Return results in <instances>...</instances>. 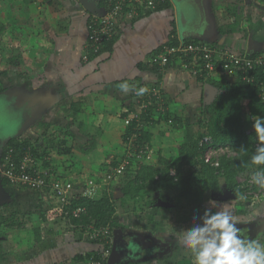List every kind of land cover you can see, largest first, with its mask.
Wrapping results in <instances>:
<instances>
[{"label": "crops", "instance_id": "1", "mask_svg": "<svg viewBox=\"0 0 264 264\" xmlns=\"http://www.w3.org/2000/svg\"><path fill=\"white\" fill-rule=\"evenodd\" d=\"M97 2L104 14V0ZM182 2L170 0L168 7H157L135 19L123 15L117 21L111 48L85 60L89 42L87 24L93 14L79 0H0V107L8 102L15 105L21 122L15 133L7 120L0 127V140L31 139L45 149L46 160L56 167V173L73 180L77 195L82 192L79 180L82 171L87 184L114 157L120 160L125 155L123 137L128 129L125 119L138 110L141 101L134 91L119 90L117 86L127 82L136 88H162L165 103L154 110L158 121L145 126L152 134L154 162L163 155L178 163L179 145L190 141L195 131L203 130L197 129L196 124L200 111L219 91L212 81L223 78L216 72L196 74L195 69H202L193 57L191 60L175 57L162 69L156 58L173 37V31L176 30L180 43L197 40L242 55H264V1ZM196 32L200 35H192ZM208 84L215 88V96L205 101ZM93 129L95 134L91 132ZM98 137L102 140L97 144ZM56 145L60 148H55ZM242 177H238L239 182ZM3 193L0 215L14 214L20 222L26 221V226L0 225V253H4L0 264H73L76 254L91 249L87 239L80 235L71 238L57 222H44L42 218L38 221L42 238L34 242L33 226L37 223L30 219L42 215L34 207L41 203L37 207L45 209L52 208V202L58 204L52 192L10 184L3 186ZM218 196L209 198L216 203L210 207L212 212L227 208L235 218L239 234L245 240L264 245V199L252 203L241 197L220 200ZM168 199L170 195L165 192L159 202ZM167 203L170 205L163 207L175 209L169 200ZM13 205L16 208L4 211ZM153 210L156 212L146 218L149 220L145 226L140 228L143 223L136 220L134 230L124 232L143 238L150 246H164L159 254L161 264L165 260L170 264H194L191 251L179 237L181 229L193 226V216H199L198 213H189L190 220V215L185 214L188 219L184 228L169 232L164 227L167 210L163 212L158 207ZM158 235L161 236L157 238Z\"/></svg>", "mask_w": 264, "mask_h": 264}, {"label": "trees", "instance_id": "2", "mask_svg": "<svg viewBox=\"0 0 264 264\" xmlns=\"http://www.w3.org/2000/svg\"><path fill=\"white\" fill-rule=\"evenodd\" d=\"M169 5L170 0H166L157 5L156 8L168 7ZM114 40L115 38L111 41L104 42L97 52L88 48V56L91 57L93 54L99 55L109 50ZM196 42L198 41L190 40L188 43ZM179 44L180 40L176 35V30H174L173 37L168 41V45L178 46ZM179 55L185 60H191L192 58L190 55L183 53L175 54L169 58V62L162 69L171 64L174 58L179 57ZM156 66L157 69H161L158 65ZM257 70L258 76L262 77V71L260 69ZM218 75L223 80L212 82L219 91L213 101L202 108L196 123L203 130L196 131L190 141L179 145L181 160L178 163L172 162L163 155H159L157 162H154L155 159L151 160L153 162L139 160L135 162L134 167L131 168L129 166L123 174L117 175L113 170L121 161L117 157H114L112 163H107L101 168L98 174L99 176L95 175L97 177L93 179L99 181V179L106 177L109 173H114L112 181L114 179L122 181L123 185L120 190H122L124 196L120 200L123 207H128L130 201H133L136 205L137 203L142 204L144 202L142 205L147 206L144 209L163 207L161 205L158 206L157 203L166 192L171 194L168 200L173 203L175 209L180 210V206L185 207L188 205L192 210L197 211L204 207L210 197L214 199V197L221 195L226 189L231 190L236 197H241L245 201H251L249 200V196L246 195L247 187H242L243 184L239 182L238 177H250L252 173L264 171V165H254L251 163V156L255 154L258 141L252 126L254 123L252 119L254 116H264V101L259 97L260 88L258 85L246 83L241 79V76L232 78L221 74ZM227 78H232L233 80ZM207 81L209 82L210 79ZM139 85L137 84V87ZM1 91L2 86L0 85ZM154 113L152 109H149L142 115L143 126H138L136 120L128 125L127 132L123 137L124 143H127L129 137L136 132L140 144H150L152 134L146 129L145 124L157 123L158 120L155 119ZM129 114L130 111H128L127 115ZM246 116L251 118V126L246 125ZM205 135H211L215 143L231 145L237 154L234 157H223L219 167L205 163L202 159L204 148L200 145V140ZM55 148H60V146L56 145ZM10 149H13V157L17 163L21 161L27 151H31L32 156L37 159V167L49 170L50 175L47 176V182L50 183L55 177H62L56 173V167H52L51 161L46 160L45 149L40 148L31 139L13 137L4 148L1 163H4L5 155ZM39 160L42 163H39ZM1 167L2 165H0V180L3 185L13 184L8 178L2 175ZM185 168L188 170L186 171ZM172 169H175V175L171 173ZM23 187L31 189L27 185H23ZM104 188L102 195L98 199H90L81 192L72 198L70 205L61 206L57 200V205L60 206L42 209L44 211L43 213L41 212L42 216L47 221L51 220L57 223L63 218L69 225H74L77 232L78 228L84 232H89L92 229H90L91 225L96 228L111 225L114 230L117 228L124 230V226L116 223L114 220L117 213V204L113 186L111 183L108 185L104 184ZM31 190L41 191L42 189ZM43 191L44 193H51L49 186L43 188ZM180 200L184 201V203L181 202V205L179 203ZM78 206H86L88 211L81 214L80 217H75L72 213H66V210H72ZM132 209L137 211L141 208L137 205L131 207ZM42 216L35 215L30 219L36 220L37 223L33 226L35 243L41 241L42 238V227L38 224L39 218H42ZM191 217L192 215L188 216L189 220ZM188 218L186 215H183L178 221L185 223ZM2 223L7 226H26V221L20 222L14 214L6 217L0 215V225ZM87 241L90 242L91 249L76 254L72 258L73 264H88L91 259L97 258L104 250L106 251V249L112 248L111 244L101 240H94L91 237ZM3 258L4 253H0V259L3 260ZM141 262V260H123L118 262L112 261L111 264H142ZM106 264H108V261ZM165 264L170 263L168 260H165Z\"/></svg>", "mask_w": 264, "mask_h": 264}, {"label": "built area", "instance_id": "3", "mask_svg": "<svg viewBox=\"0 0 264 264\" xmlns=\"http://www.w3.org/2000/svg\"><path fill=\"white\" fill-rule=\"evenodd\" d=\"M166 0H104L105 13L102 15H93L87 24L89 31L88 48L97 52L106 41L114 39L117 31V21L123 15L135 19L143 13H147L156 8V6ZM264 1V0H260ZM183 53L195 58L197 65L201 66L202 71L195 69V73H213L237 77L246 83H252L259 86V97L264 101V55L248 56L239 54L228 48L216 47L205 42L198 41L196 43H180L178 46L165 45L159 52L156 61L161 66H165L169 62V58L175 54ZM180 56V55H179ZM88 54H85V60H88ZM257 69L263 73L262 77L257 74ZM141 101L139 104L140 110L131 112L130 116L126 117L125 124L130 125L133 121H137L138 126H143L142 115L149 109L157 110L165 103L164 93L162 88H150L148 91L139 96ZM259 141H257L258 145ZM200 145L204 148L202 159L205 163L214 167L221 165L223 157H234L237 152L232 149L229 144H219L214 142L211 135H205L200 140ZM126 151L121 163L114 168L117 175L123 174L129 166L139 160L150 161L153 158V150L149 143L140 144L138 134L134 132L126 143ZM13 149H10L4 158L2 165V175L8 178L13 184L27 185L31 189L41 190L47 186L61 204V206L70 205L72 198L75 195L76 184L73 180L64 177H55L50 183L47 182V176L50 175L49 170L37 167L36 158L32 156L31 151H27L21 161L17 163L13 157ZM40 165V164H39ZM173 175L176 172L172 169ZM253 174V173H252ZM250 175V177L252 176ZM114 173H109L97 181L91 179L87 182L83 195L96 199L100 197L101 188L104 184L103 179L109 178L112 181ZM250 177H242L240 182L242 187H247L246 195L252 203L262 201L264 199V187L255 186ZM158 178V176H157ZM83 187V188H84ZM60 206V205H59ZM86 206H78L72 210H66L67 214L72 213L75 217H80L86 213ZM92 228V229H91ZM89 237L94 240L105 241L108 244H113L114 233L111 225L96 228L91 225ZM111 249L104 250L97 258L91 259L88 264H106L110 255Z\"/></svg>", "mask_w": 264, "mask_h": 264}, {"label": "clouds", "instance_id": "4", "mask_svg": "<svg viewBox=\"0 0 264 264\" xmlns=\"http://www.w3.org/2000/svg\"><path fill=\"white\" fill-rule=\"evenodd\" d=\"M117 87L122 93L134 91L136 96H142L148 91L147 87L136 88L127 82L120 83ZM252 120L259 143L255 154L251 156V163L264 165V116H254ZM135 164L134 162L131 168ZM250 179L253 183L264 187V171L253 173ZM209 203H213V200ZM193 221V226L183 230L179 238L191 251L194 264H264V245L258 241L245 240L239 235L235 218L227 208L215 213L211 208H206L202 216L194 215ZM114 231L113 229V233Z\"/></svg>", "mask_w": 264, "mask_h": 264}, {"label": "rangeland", "instance_id": "5", "mask_svg": "<svg viewBox=\"0 0 264 264\" xmlns=\"http://www.w3.org/2000/svg\"><path fill=\"white\" fill-rule=\"evenodd\" d=\"M6 104V103H5ZM9 104V105H8ZM8 104H6V106H2V107H0V127L1 126H3L4 124H5V122L8 120L9 121V124H10V126H12L14 129L12 130V132H17L18 131V128H20V124H21V122H19L18 121V119H19V113L17 112V109H15L16 108V106L15 105H13V104H11V103H9L8 102ZM139 110H140V107H137ZM194 116H195V119H198V117L196 116V114H194ZM18 118V119H17ZM246 125L247 126H251L252 125V121H251V119H249V118H246ZM17 122L19 123V124H17ZM163 123V122H162ZM161 123V124H162ZM146 125H149V124H146ZM163 125V124H162ZM168 125H173V122L172 121H170V122H168ZM197 125H195L194 127H196ZM147 127V126H146ZM197 129H199V127H197ZM196 129V130H197ZM94 131V129L93 130H91V132L92 133H96V132H93ZM196 132V131H195ZM98 133H100V132H98ZM189 137H191V136H189ZM99 138V137H98ZM99 140H102L101 138H99L98 140H97V144H98V142H99ZM154 151V150H153ZM177 151H178V149H177ZM154 152H156V151H154ZM178 155H179V157H180V154H179V152H178ZM176 157H178L177 155H175ZM171 157H172V155H171ZM185 170L187 171L188 169L187 168H185ZM175 171V170H174ZM100 172L98 171V172H96L95 174L96 175H98ZM81 174H82V179H79V180H81L80 182L82 183V191L85 189V184H86V181L83 179V177H84V174H85V172H81ZM99 176V175H98ZM78 181V180H77ZM103 182L104 183H111V185L113 186V189H114V192H115V194L117 193L118 195H119V197H117L116 198V204H117V213H116V215H115V218H114V220H115V222L116 223H120V224H122V226H124V229H126L127 231H132V230H134V226H133V223L134 222H136V220L138 221H141L142 223H143V225H139V227L140 228H142L143 226H145V224H147L146 222H148V220H149V218L148 219H146L148 216H154V213L153 212H156V211H154L153 209H155V208H157V207H154V208H145L144 209V207H147V206H143L142 204L144 203H142V204H139V203H137V205L141 208V209H139V210H131V207H134V206H137L133 201H130V205L128 206V207H123L122 206V204H121V198L124 196V195H122V196H120L121 195V193L120 192H122V190H120V188L122 187V185H123V183H122V181H120V180H117V179H114L113 181H111V180H109V178H105V179H103ZM223 182V181H222ZM106 185H108V184H106ZM84 187V188H83ZM105 188H104V185L102 186V188H101V191L100 192H102L103 190H104ZM119 192V193H118ZM169 194V193H168ZM170 196H171V194H169ZM219 197V196H218ZM211 199H209V200H207L206 201V204L204 205V207L202 208V209H200V210H197V211H194V210H192V208L191 207H189L188 205H186L185 207H179V209L180 210H177V209H171V208H166V207H158V208H160V210L161 211H163V212H165L166 210V217H167V220H166V223L164 224V227L165 228H167V229H169V232H171V231H177V230H180L179 228H184V224L182 223V222H179L178 221V219L180 218V217H182L183 215H185V214H189V213H191V212H193V214H197L198 213V215L199 216H201L203 213H204V210L206 209V208H210V207H213V206H215V204L216 203H214V200H213V203H209V201H210ZM165 201H168V200H165ZM181 202L182 203H184V201L183 200H180L179 201V203H180V205H181ZM260 202V201H259ZM160 202H158L157 204H159ZM256 203H258V202H256ZM42 204L40 203V204H38L37 206H41ZM50 205H52V206H55V207H58L57 206V204L56 205H54V203L52 202V203H50ZM160 205V204H159ZM34 207V208H37V210L39 209L42 213L44 212L42 209H40V207ZM130 207V208H129ZM13 208H16V205H13L12 207H10V208H6V210H4V211H7V212H9V211H11ZM149 210H151V211H149ZM2 211H3V209H2ZM161 211H159V212H161ZM168 212V213H167ZM41 213V214H42ZM150 213V214H149ZM156 215H160V213H157ZM42 216V215H41ZM132 219H134L133 221H132ZM42 221H44V222H46L47 221V219H45L44 218V216H42ZM41 224V223H40ZM58 226L62 229L61 231H64V233H66V232H68L67 233V235H69L70 234V236H71V238H73V237H77V236H82L83 238H85V239H88L89 238V235H88V232H84V231H80V232H77V231H75V229H74V225H72V224H70V226H66V224H65V221H63V219L61 220H59L58 221ZM176 228H178V229H176ZM151 230H153V229H151ZM184 229H181V232L183 231ZM144 231H145V229H144ZM83 232V233H82ZM150 232V231H149ZM149 232L147 233L146 232V234L148 235V236H150L149 235ZM161 235H158L157 236V238H159ZM28 239V238H27ZM29 239H32L31 237H29ZM161 260V258L159 257V256H154L153 258H150V259H147V260H141L142 262V264H161V263H163V261H160Z\"/></svg>", "mask_w": 264, "mask_h": 264}, {"label": "water", "instance_id": "6", "mask_svg": "<svg viewBox=\"0 0 264 264\" xmlns=\"http://www.w3.org/2000/svg\"><path fill=\"white\" fill-rule=\"evenodd\" d=\"M79 1L81 2V4H83V6L90 13H92L94 15H102L97 0H79ZM176 1H181V0H176ZM186 1L187 0H183L182 4H184ZM182 7L183 6H181V4L178 6L179 12H182V10H181ZM184 35H185V31L182 32V38ZM192 35L197 36L200 34H198V32H196V33H193ZM250 51H251V45L249 47V52ZM214 96H215V88L208 84L206 86V89H205V101L211 100ZM11 139H12L11 137H8L6 139L0 140V164H1L2 154H3L4 148ZM3 186L4 185H3L2 181L0 180V201L4 197ZM122 195H124L123 192H121L120 196H122ZM115 197L117 198V197H119V195L116 193ZM235 197L236 196L234 195V193L231 190L226 189L224 192H222L221 195H219L218 199L227 200V199L235 198ZM159 204L161 206L170 205L165 200H163V201L161 200ZM124 233L125 232L120 228L115 229L114 241H113V245H112L113 248H112V253H111L109 260H108V264H111L112 261L118 262V261H123L125 259L132 260L136 257H140V255L144 249V247H140V246H149L148 244L142 245V242L140 241L139 238H137V236L129 235L127 237V236H124L125 235ZM120 246H123V248Z\"/></svg>", "mask_w": 264, "mask_h": 264}, {"label": "flooded vegetation", "instance_id": "7", "mask_svg": "<svg viewBox=\"0 0 264 264\" xmlns=\"http://www.w3.org/2000/svg\"><path fill=\"white\" fill-rule=\"evenodd\" d=\"M123 231H125V230H123ZM124 236L128 237L129 235H127V233L125 232ZM139 239L142 242V245L148 244V242L146 243V241L143 238H139ZM148 245L149 246H140V247H144L140 257H136V258L132 259V261H135V260H139V261L140 260H147V259L153 258L154 256H159V254L162 253L161 249H163V250L165 249L164 246H150V244H148ZM120 247L123 248V246H120ZM125 261H128V259H125Z\"/></svg>", "mask_w": 264, "mask_h": 264}, {"label": "bare ground", "instance_id": "8", "mask_svg": "<svg viewBox=\"0 0 264 264\" xmlns=\"http://www.w3.org/2000/svg\"><path fill=\"white\" fill-rule=\"evenodd\" d=\"M216 169V168H215Z\"/></svg>", "mask_w": 264, "mask_h": 264}]
</instances>
